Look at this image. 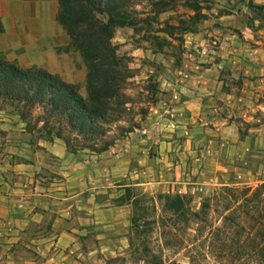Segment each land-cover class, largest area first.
<instances>
[{
	"label": "crops",
	"instance_id": "obj_1",
	"mask_svg": "<svg viewBox=\"0 0 264 264\" xmlns=\"http://www.w3.org/2000/svg\"><path fill=\"white\" fill-rule=\"evenodd\" d=\"M59 11V0H0V59L48 71L45 63L62 52L61 40L68 38ZM256 54L253 63L230 55L215 68L241 76L246 96L261 98L240 106L225 94L231 114L243 116L254 133L241 143L242 154L264 153V51ZM210 99L177 104L176 124L135 129L100 153L70 154L59 140L31 143L24 130L17 129L16 138L0 120V264H104L117 249L129 248L131 206L117 205L124 188L151 195L186 190L196 181L177 155L180 146L193 148L199 131L203 156L216 161L224 133L238 137L234 121L221 116L219 105L209 106ZM207 174L196 171L197 181Z\"/></svg>",
	"mask_w": 264,
	"mask_h": 264
},
{
	"label": "rangeland",
	"instance_id": "obj_2",
	"mask_svg": "<svg viewBox=\"0 0 264 264\" xmlns=\"http://www.w3.org/2000/svg\"><path fill=\"white\" fill-rule=\"evenodd\" d=\"M261 6H264V0H136L137 24L115 29L111 39L120 62L119 68L125 76L120 91L122 100H125L120 121L110 125L102 140L84 147H66L63 140L57 138L53 141L63 142L70 154L83 151L97 153L126 138L135 129L158 124L165 128L170 123L174 125L179 115L172 111V107L190 99L196 104L199 98L211 97L208 105H219L221 116H230L228 121H234L238 137L234 131L224 133L225 141L216 161L203 156L199 131L195 133L193 148L188 150L180 146L177 155L185 163V168L193 172L196 184L179 193L193 195L197 205L200 197L209 196L222 183L234 182L239 187L255 188L264 181V166H261L264 153L259 149L241 153V143L254 133L249 131L243 116H237L236 111L231 114L225 98L230 95L232 101L240 106L247 98L252 103L260 102L261 98L246 96L242 91L241 76H231L223 69L219 73L215 68L230 55L247 62L253 59V63L259 57L256 50L264 51V8L260 9ZM167 26L174 28V36L167 34ZM61 41L62 52L48 59L45 65L50 73L73 85L85 101H90L87 64L69 36H63ZM232 49H236V53ZM216 74L218 76L214 78ZM219 79L223 80L222 84L216 83ZM216 89H220L218 93H215ZM21 111L15 105L1 104L0 120L13 129L16 138H21L16 130L22 129L23 137L31 143L46 141L39 113L35 111L28 115L25 112L21 116ZM183 136L187 138L186 134ZM237 156L242 159H231ZM203 169L208 174L197 181L195 173ZM155 194L158 193L152 195ZM152 195L144 193V196ZM128 234L129 228L126 237ZM144 243L149 250L147 253L141 248L117 249V256L104 264H158L159 261L161 264H189L183 251L173 254L162 245L154 227ZM207 264L215 263L209 260Z\"/></svg>",
	"mask_w": 264,
	"mask_h": 264
},
{
	"label": "trees",
	"instance_id": "obj_3",
	"mask_svg": "<svg viewBox=\"0 0 264 264\" xmlns=\"http://www.w3.org/2000/svg\"><path fill=\"white\" fill-rule=\"evenodd\" d=\"M135 2L59 0L58 20L87 64L90 101L47 70L0 59V105L19 107L21 116L37 111L47 142L57 138L80 148L102 140L120 121L125 104L120 95L125 76L111 39L115 29L137 24ZM173 30L165 29L169 36ZM195 200L187 193L144 196L125 187L117 205L131 206L129 249L147 253L144 241L154 227L162 245L173 254L183 251L189 264H264V182L255 188L222 183L197 205Z\"/></svg>",
	"mask_w": 264,
	"mask_h": 264
}]
</instances>
